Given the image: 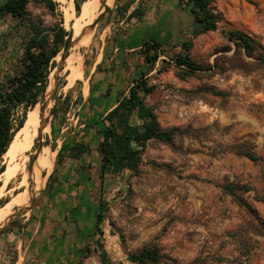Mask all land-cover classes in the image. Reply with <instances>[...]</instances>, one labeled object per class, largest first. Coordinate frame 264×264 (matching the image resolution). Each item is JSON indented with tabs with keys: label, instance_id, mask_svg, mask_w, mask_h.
I'll return each instance as SVG.
<instances>
[{
	"label": "rangeland",
	"instance_id": "rangeland-1",
	"mask_svg": "<svg viewBox=\"0 0 264 264\" xmlns=\"http://www.w3.org/2000/svg\"><path fill=\"white\" fill-rule=\"evenodd\" d=\"M104 1L88 20L79 42L53 58L47 98L32 108L39 115L47 112V130L28 151L27 167L37 148L47 146L52 168L40 170L39 177L45 182L32 202L13 205L7 218L0 219V227L14 223L0 232V264H20L15 246L30 221L39 224L45 261L53 258L56 264H102V250L115 263L133 264L127 256L147 246L162 255L155 264H264V232L259 225V220L264 222V203L257 200L264 198V63L236 51L226 35L230 28L240 29L264 46V0H219L224 19L217 28L185 37L184 41L191 42L190 58L203 70L182 75L170 60L158 61L152 75L146 77L155 89L144 102L153 108L163 129L173 130L172 139L148 140L137 171L111 172L101 185L97 145L102 124L99 118L85 123L96 110L88 103L87 65L98 44L97 32L107 21L115 23L121 6L132 5L134 0H116L119 13L96 22ZM56 3L52 12L42 1L29 0L24 18L0 15V80L16 73L24 42L37 20L52 29L62 14L64 27L71 29L74 19L65 21L61 5ZM137 6L141 8L139 3ZM176 53L171 52L169 58ZM72 57L79 60L82 76L70 81ZM125 91L128 93L123 89L117 99ZM111 102L105 108L116 100ZM55 103L54 116L50 110ZM130 121L136 123L137 119L132 116ZM74 142L89 147L75 158H84L83 164L73 169L85 171L89 180L77 176L65 190L51 196L52 183L64 172V158H74L67 149ZM242 142H251L260 159L251 161L237 154L232 146ZM20 178L19 173L4 186L0 181V207L17 193L32 190L30 178L24 186H20ZM230 183L247 186L248 191L239 194L255 209L254 214L224 189ZM102 200L107 207L103 220L97 222Z\"/></svg>",
	"mask_w": 264,
	"mask_h": 264
},
{
	"label": "trees",
	"instance_id": "trees-1",
	"mask_svg": "<svg viewBox=\"0 0 264 264\" xmlns=\"http://www.w3.org/2000/svg\"><path fill=\"white\" fill-rule=\"evenodd\" d=\"M28 1L8 0L0 7V15L9 14L22 19L27 15ZM37 1H42L52 12L57 5L54 0ZM83 1L73 0L77 14L80 12V3ZM214 2L215 0H177V7L187 6L193 16V36L215 30L218 22L224 19L222 11L215 8ZM129 5L128 2L121 6V11H126ZM105 10L107 11L108 8ZM137 12L135 8L129 16H138ZM59 16L58 23L52 29L43 25L41 20H37L32 25L29 37L24 42L23 54L16 73L5 75L0 80V174L5 169L3 155L16 133L24 126L28 111L38 102L43 101L49 74L55 67L53 58L60 51H67L68 49L73 29L67 30L63 25L62 14ZM226 35L227 39L234 44L236 51L264 63V46L254 36L235 28L227 30ZM190 47L191 42L183 40L181 43L182 50L169 58L174 65L182 70V75H192L196 71L204 69L190 58L188 53ZM141 53L149 68H153L162 52L159 49V44L152 41V43L143 42ZM160 69H165V67ZM154 89L155 86L148 84L144 74H141L133 80L128 88V93L123 94L115 106L103 117L101 139L97 145L99 154L98 177L101 185L105 175L111 172H119L124 169L137 171L148 140L156 139L169 142L172 139L173 130L163 129L153 108L144 102L145 96L152 93ZM67 99L68 97L64 98V101ZM57 109L58 104L55 103L51 108L52 115H56ZM132 116L136 117V123H131L130 118ZM232 148L237 154L243 155L251 161L260 159L251 142H242L232 146ZM67 149L72 157L78 158L82 153L87 152L89 147L86 144L74 142ZM59 154L60 152L57 156ZM51 176L52 174L47 177L46 185H49ZM224 189L232 195L239 205L244 206L249 212L255 213V209L246 203L239 194V191H248L247 186L230 183L226 184ZM257 200L264 203L262 197L257 198ZM6 202L7 200L4 201V203ZM106 207L107 202L103 200L99 202L95 217L97 222L103 220L102 213ZM13 225L14 223L11 224V226ZM259 225L264 232L262 220H259ZM161 257L162 255L157 248L148 246L142 247L138 252L127 256L128 261L133 264H155ZM100 262L102 264H124L113 262L104 250L100 252Z\"/></svg>",
	"mask_w": 264,
	"mask_h": 264
},
{
	"label": "crops",
	"instance_id": "crops-1",
	"mask_svg": "<svg viewBox=\"0 0 264 264\" xmlns=\"http://www.w3.org/2000/svg\"><path fill=\"white\" fill-rule=\"evenodd\" d=\"M137 3L141 8L138 9ZM113 4H115L114 9L112 8ZM102 6L100 18L103 20L108 15L116 16V13H119L116 9V0H113L112 4H108L105 0ZM214 6L217 10L224 11L219 0H215ZM186 7L185 5L177 7V0H134L126 11L116 16L118 20L115 23L107 21L97 32L98 37L94 38H98V44L92 60L87 65L86 74L88 93H90L88 94L90 95L88 103L96 110L88 114L89 117L85 123L88 124L99 118L100 124L103 126V117L121 98L120 96L117 99L119 92L125 88L127 90L133 80L141 74H144L145 77L152 75L159 60H170L171 52L182 50V41L192 33L194 27L193 16L189 10H186ZM135 8L139 10L138 16H129ZM152 41L159 44L162 53L154 67L149 68L141 50L143 42L152 43ZM85 99L87 98L83 96V100ZM111 100H116V103L105 108V106H109V102L112 103ZM102 126H99L98 129H101ZM82 133L81 131L80 134ZM85 133L89 134V131L86 130ZM83 160L84 158H64L62 162L64 172L59 174L57 180L52 183L51 196L65 190L66 184L69 185L77 176L83 181L89 180L87 176L84 177L87 175L85 171H73L74 167L83 164ZM26 219L24 218V220ZM38 225L34 221H30L26 232L21 234V238L15 246L18 251L17 262L20 264H56L52 262L53 258L46 262L44 255L40 252V249L43 248L41 245L44 243L40 240Z\"/></svg>",
	"mask_w": 264,
	"mask_h": 264
},
{
	"label": "bare ground",
	"instance_id": "bare-ground-1",
	"mask_svg": "<svg viewBox=\"0 0 264 264\" xmlns=\"http://www.w3.org/2000/svg\"><path fill=\"white\" fill-rule=\"evenodd\" d=\"M54 1L59 2V4L61 5L65 21L74 19V22L71 26V28L73 29L72 40L76 43L79 42L78 40L84 34L85 26L87 25L88 20H90L95 15L96 9L101 0H84L81 4L79 14L75 13L73 0ZM107 1L111 2L112 0ZM78 61L79 60L74 57L69 60L70 73L68 74L67 78H69L70 81H73L76 78L78 79L82 76ZM49 89L50 87L46 89L45 95H47V91L49 92ZM47 117L48 114L46 111H43L42 115H39L36 108L31 109L27 114L24 126L16 133L14 139L3 155V163L5 164V169L0 174V181L3 182V186L20 173V186H24L25 183L27 184L28 178H30L33 188L30 191L23 190L22 192L17 193V195L12 197L11 200L0 207V219H3L7 216L9 209L13 205H21L26 203L28 199L34 193H36L35 191H38L44 185V177H39L40 170L48 169L49 171L52 168V155L47 150V146L45 147V149H40V151L36 152L37 154L35 159L32 161L30 167H27V153L32 149L35 139L38 138L40 134L46 132Z\"/></svg>",
	"mask_w": 264,
	"mask_h": 264
},
{
	"label": "water",
	"instance_id": "water-1",
	"mask_svg": "<svg viewBox=\"0 0 264 264\" xmlns=\"http://www.w3.org/2000/svg\"><path fill=\"white\" fill-rule=\"evenodd\" d=\"M8 0H0V7L2 6V5H4L6 2H7ZM100 16H101V12H100V15L98 16V18H97V20H96V22L100 19ZM72 36H73V34H72ZM73 43H75L73 40H72V37H71V40H70V43H69V46H68V49H69V47L71 46V44H73ZM67 49V50H68ZM49 83H51V80H50V74H49V77H48V84ZM48 84H47V87H48ZM47 87H46V89H47ZM45 92H46V90H45ZM48 95V94H47ZM46 95H45V93H44V97H43V101H44V99L46 100ZM40 102H42V101H40ZM53 107V106H52ZM50 113H51V110H50ZM40 149H41V147L39 146V148H37V150H36V152L37 151H40ZM35 152V154H34V156H33V160L35 159V157H36V153ZM32 160V161H33ZM34 196H35V193L28 199V200H30L31 202L34 200ZM28 202V201H27ZM12 223V221H10L8 224H5V225H3V226H1L0 227V232L5 228V227H7L9 224H11Z\"/></svg>",
	"mask_w": 264,
	"mask_h": 264
}]
</instances>
